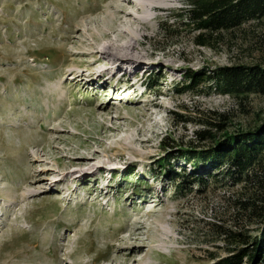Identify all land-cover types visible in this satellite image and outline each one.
I'll return each mask as SVG.
<instances>
[{"label": "rangeland", "instance_id": "374dc122", "mask_svg": "<svg viewBox=\"0 0 264 264\" xmlns=\"http://www.w3.org/2000/svg\"><path fill=\"white\" fill-rule=\"evenodd\" d=\"M110 1L0 0V264H211L208 253L225 256L231 247L229 231L259 234L260 222L243 205L262 197L255 181L196 186L190 178L179 187L173 177L185 167L208 179L207 163L196 167L183 154L210 150L214 144L197 133L212 129L218 113L230 116L229 133L264 119V95L240 100L204 79L219 68L263 63L264 19L200 47L193 24L164 37L162 24L190 23L195 5L170 0L145 29L150 56L137 73L120 80V68L90 82L107 61L79 52L108 41L112 26L93 24L122 4ZM156 57L173 66L149 71ZM189 72L203 77L207 93H176ZM149 80L158 83L149 88ZM156 100L166 105L152 106L149 121L143 114ZM97 162L114 168L64 178ZM261 165L254 170L264 177ZM135 244L143 247L129 256L124 248Z\"/></svg>", "mask_w": 264, "mask_h": 264}, {"label": "trees", "instance_id": "16d2710c", "mask_svg": "<svg viewBox=\"0 0 264 264\" xmlns=\"http://www.w3.org/2000/svg\"><path fill=\"white\" fill-rule=\"evenodd\" d=\"M193 2L195 5L189 13L190 23H185L180 17L179 28L175 29L167 23L162 24L165 38L174 37L180 31H186L189 24H193L199 31L194 36L195 43L200 47H211L220 40L222 32H230L251 21L264 19V0H194ZM188 76V80L176 89L177 94H205L208 90H204L203 80L210 78L219 82V88L216 91L227 96L242 100L252 94L264 95V62L250 66L233 65L219 68L216 73L204 79L194 73ZM156 83L158 81L149 80L148 87L152 88ZM174 114L180 119L179 121L188 122L182 113L174 112ZM218 116V121L210 122L212 129L197 133L201 142L211 141L214 144L210 150L189 151V156L183 154L187 161L196 167L207 163L208 166L202 169L207 173L205 174L208 179H197V171L192 172L181 167V171L176 173L173 180L178 182L179 187L188 183L187 179L190 178L194 180L193 185L196 186L203 183L204 186H208L210 179L216 184L228 181L233 186L253 180L255 184L262 187V197L255 201L243 202L244 207L251 210L250 217L257 218L261 224L258 236L251 237L243 231H229L227 237L232 244L225 256L216 253H208V255L211 264H264V177L254 170L264 161V119L255 128L229 133L230 116L222 113H218ZM213 129L219 132L214 133ZM162 144L170 145L168 142ZM161 167L164 170L166 165L161 163ZM164 172L167 174L169 171Z\"/></svg>", "mask_w": 264, "mask_h": 264}, {"label": "bare ground", "instance_id": "6f19581e", "mask_svg": "<svg viewBox=\"0 0 264 264\" xmlns=\"http://www.w3.org/2000/svg\"><path fill=\"white\" fill-rule=\"evenodd\" d=\"M116 1H122L121 2L122 4L104 10L103 14H105V16L103 18V21L98 22L97 24H93L96 26H104V25L112 26L110 32H107L104 35L105 39H107L108 41L100 44L99 41H97L98 44H90V46H93V48H91L90 51L79 52L80 55H84V54L88 56L92 55L95 61H97V63H101V61H107L106 65L101 67L104 68V70L93 71L90 73V77L88 80L90 82L93 81L92 79L95 78V75H99L98 80L101 81L100 79L101 77H103V75H105L106 73H114L115 75V72L118 71L120 68H123V70H125L124 71L125 75H122L124 73L122 71L121 76L118 78L120 80H122L124 77L127 78V75H129V77L135 75L138 71L137 68L138 65L145 63V59L150 56V53H148L147 49L143 46V39L145 38L146 35L145 32L146 27L148 28L151 22L154 23L152 20H154L156 16L155 14L156 11L161 10V8L170 7L171 5L170 0H116ZM109 2L111 1L109 0ZM114 35L116 36L115 38L112 37ZM95 64L96 63H91V66H89V68L90 69L93 68ZM157 65L159 66L165 65L167 67H171L173 66V61L171 60L163 61L162 58L157 59L156 57V59H154L149 63L148 65L149 71L154 69V67H156ZM82 76H84V74H82ZM82 76L81 74L78 75V77H82ZM106 82L107 80L102 82V84L99 87L103 89L105 87ZM127 85L129 86L126 87L122 93H127L128 91H131L132 88H135L134 83H132V85H130V83ZM117 90H119V88H116L115 92H117ZM165 105L164 102L159 100L151 101L150 103L147 104L148 112L144 113L143 117L148 119L149 121L155 119L154 116L156 110H154L153 112L151 110V107L157 106L163 108L165 107ZM113 168L114 167L111 166L107 167L106 163L97 162L91 165L89 170H84L82 172H78V170L68 172L64 176V178L66 179L67 177L68 178L74 177L76 175L84 176L86 175V173L92 175H96V174L104 175V173L109 172V170ZM142 247L143 246L135 244L132 245L131 247L124 249L132 250V252H130L129 254L130 256L131 254H133V252L137 253L139 250L142 249Z\"/></svg>", "mask_w": 264, "mask_h": 264}]
</instances>
